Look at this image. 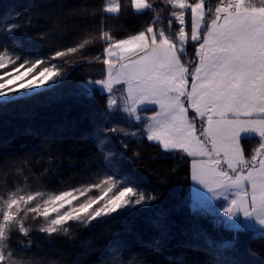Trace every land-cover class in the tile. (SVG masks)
Instances as JSON below:
<instances>
[{"label": "trees", "instance_id": "obj_1", "mask_svg": "<svg viewBox=\"0 0 264 264\" xmlns=\"http://www.w3.org/2000/svg\"><path fill=\"white\" fill-rule=\"evenodd\" d=\"M107 2L0 0V52L18 57L17 65L43 60L41 67L61 69L47 84L0 96V262L264 264V235L233 228L223 212L198 204L190 158L147 140L145 125L157 108L108 106L109 94L94 82L105 75L97 59L106 46L102 31L126 38L157 13L166 21L168 11L162 0H150L155 10L146 13L121 0L120 13L106 14ZM72 47L78 53L52 59ZM192 55L189 46L187 59ZM257 139H241L247 152ZM106 177L145 200L93 217ZM92 201L87 215L77 212Z\"/></svg>", "mask_w": 264, "mask_h": 264}, {"label": "snow or ice", "instance_id": "obj_2", "mask_svg": "<svg viewBox=\"0 0 264 264\" xmlns=\"http://www.w3.org/2000/svg\"><path fill=\"white\" fill-rule=\"evenodd\" d=\"M162 2L166 21L157 13L146 28L122 39L102 31L106 46L97 59L105 75L94 82L109 93V107L119 99L134 112L144 101L155 102L158 109L145 125L147 140L190 158L191 177L209 192L235 190L225 212L239 211L264 225V0H217L214 6L208 0ZM130 3L136 13L155 10L150 0ZM122 7L121 0H108L103 11L118 14ZM76 53L72 47L57 51L52 59ZM16 59L0 52V96L61 75L56 64L41 67L45 61L37 60L17 65ZM9 65L12 72H4ZM245 132L258 136L250 153L241 142ZM102 183L103 206L93 217L145 200L131 187L116 190L111 177ZM97 203H85L77 212L87 215ZM58 223L53 221V227Z\"/></svg>", "mask_w": 264, "mask_h": 264}, {"label": "rangeland", "instance_id": "obj_3", "mask_svg": "<svg viewBox=\"0 0 264 264\" xmlns=\"http://www.w3.org/2000/svg\"><path fill=\"white\" fill-rule=\"evenodd\" d=\"M13 75H15V73H13ZM99 85H102V84H99ZM33 88L25 89V90L27 91ZM104 91L108 93L105 89ZM122 104L125 105V103L122 100L118 99L111 109H113L114 107H120L122 106ZM126 107L128 109V105H126ZM204 190H207V189L203 185H201L197 180H194L191 177V195L194 199L198 201V204H200L203 208H205L207 211H210V212H216V211H220V213L223 212L226 217L227 223L233 228L241 227V228H249V229H255V230L257 229L261 235H264L263 226H258V227L255 226V222H256L255 217H250V216L245 217L239 211L236 213V215H230L229 213L224 211V209L229 207L231 204L230 202L227 205V194L222 196V195H218L219 193L217 192V195H218L217 196L216 192L215 193L209 192L208 193L209 196L203 195V197L200 198L199 194L202 193ZM217 191H220V190H217Z\"/></svg>", "mask_w": 264, "mask_h": 264}, {"label": "crops", "instance_id": "obj_4", "mask_svg": "<svg viewBox=\"0 0 264 264\" xmlns=\"http://www.w3.org/2000/svg\"><path fill=\"white\" fill-rule=\"evenodd\" d=\"M98 87H99V89L101 90V92H105L104 91V86L103 85H98ZM119 92V91H118ZM106 93V92H105ZM120 93V92H119ZM106 94H109V93H106ZM130 106H128V108H129ZM157 108L158 109V106L155 104V102H153V101H144V102H142V103H140V104H138L137 106H136V110L134 111V112H136V111H138V110H140V109H144V108ZM249 138V137H258L254 132H245V133H243L242 135H241V139H243V138ZM216 192V195H217V192L219 193L218 195H222V196H224V195H226L227 194V205L231 202V200L232 199H234L235 198V194H234V192H235V190H232V189H229V190H227V191H217V190H215V191H213V193H215ZM208 193H209V191L208 190H204L202 193H200L199 194V197L201 198V197H203V195L204 196H209L208 195ZM212 193V194H213ZM217 195V196H218ZM255 226L256 227H258V226H263V228H264V225H260L257 221L255 222ZM255 230V229H254ZM257 230V229H256ZM258 231V230H257ZM259 232V231H258Z\"/></svg>", "mask_w": 264, "mask_h": 264}, {"label": "built area", "instance_id": "obj_5", "mask_svg": "<svg viewBox=\"0 0 264 264\" xmlns=\"http://www.w3.org/2000/svg\"><path fill=\"white\" fill-rule=\"evenodd\" d=\"M217 0H208L209 6H214Z\"/></svg>", "mask_w": 264, "mask_h": 264}, {"label": "bare ground", "instance_id": "obj_6", "mask_svg": "<svg viewBox=\"0 0 264 264\" xmlns=\"http://www.w3.org/2000/svg\"><path fill=\"white\" fill-rule=\"evenodd\" d=\"M111 110V109H110Z\"/></svg>", "mask_w": 264, "mask_h": 264}]
</instances>
